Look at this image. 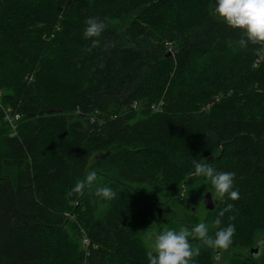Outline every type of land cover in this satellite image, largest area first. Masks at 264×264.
Segmentation results:
<instances>
[{"label": "trees", "instance_id": "1", "mask_svg": "<svg viewBox=\"0 0 264 264\" xmlns=\"http://www.w3.org/2000/svg\"><path fill=\"white\" fill-rule=\"evenodd\" d=\"M89 18L105 25L96 47ZM242 38L214 0H0V92L22 116L14 138L0 116V264H148L142 188L178 195L194 160L235 173L240 195L209 210L231 205L232 245L192 264L238 246L264 264V248L251 254L264 243V48ZM92 171L117 193L101 217L95 194L68 195Z\"/></svg>", "mask_w": 264, "mask_h": 264}, {"label": "clouds", "instance_id": "2", "mask_svg": "<svg viewBox=\"0 0 264 264\" xmlns=\"http://www.w3.org/2000/svg\"><path fill=\"white\" fill-rule=\"evenodd\" d=\"M214 14L217 15L228 27L241 30L245 38L239 40V46L246 48L249 43L258 44L264 48V0H214ZM105 25L95 18H89L84 30L85 39L92 42V47L98 44V38L104 31ZM195 177L209 181L215 189L212 193L213 200H224L225 197L232 201L239 199V190L234 189L235 173L219 172L213 167L193 161ZM96 172H89L84 180L78 181L68 193L69 196L82 195L85 190L96 181ZM95 196L112 201L117 193L111 187H97ZM231 210V205L218 213L212 226L218 230L214 237L209 235V225L204 222L205 217H200V222L191 231L186 227L179 230L169 229L149 232L147 239L150 241L146 252L148 264H192L194 256L199 255V248L194 249L189 238L198 239L205 246L215 249L227 250L233 243L236 228L234 224L221 227V219L225 212Z\"/></svg>", "mask_w": 264, "mask_h": 264}, {"label": "rangeland", "instance_id": "3", "mask_svg": "<svg viewBox=\"0 0 264 264\" xmlns=\"http://www.w3.org/2000/svg\"><path fill=\"white\" fill-rule=\"evenodd\" d=\"M189 6V4H188ZM175 12V9L173 10ZM198 177H195L193 175L190 176L189 183L186 185H183L182 187L184 190H181L179 192V196L176 194L166 193L162 187V189H159L155 192V189L151 188L148 185H144L142 188L145 190L146 197H149V200H151V203L155 205L154 215L149 218V223L147 227L145 228V231L143 233V242L145 246L148 248L150 241L147 239L148 233L153 231H162V230H179L180 227H186L189 231L192 230V228L200 222V217L204 216L205 221L209 225V235L212 234L214 236V231L217 228H214L212 226L214 222L213 215L209 214L210 211L207 209L205 205V196L210 193H214L215 189L210 185V182L206 180V184L200 183L198 181ZM159 181V179H158ZM101 181L98 179V175L96 176V181L89 186L86 189V194L90 198L93 197V194H95V190L97 187L101 186ZM205 185V186H204ZM134 186V185H133ZM135 188L139 189L138 185H135ZM160 191V192H159ZM164 191V192H163ZM166 193V195H165ZM91 199V198H90ZM213 200V197H212ZM221 200H213V203L215 207H217L218 203ZM110 201H104L101 199L99 206L97 207V214L99 217L103 216L105 213H107L108 206ZM217 205V206H216ZM193 223V224H190ZM190 224V225H188ZM189 226V227H188ZM88 238L87 233L85 231H82V248L84 249L86 256L88 257L89 254V248L91 246L90 239L89 245L85 244L84 239ZM189 241L192 243V247L194 249L199 248L200 252H202L203 248L205 247L202 242H200L198 239L189 238ZM249 249L246 247H236L232 248L228 251L227 257L225 255H221L217 261L214 262V264H230V260L237 259V258H243V260L251 263V264H257L251 261L249 255H246V252ZM249 258V259H248Z\"/></svg>", "mask_w": 264, "mask_h": 264}, {"label": "built area", "instance_id": "4", "mask_svg": "<svg viewBox=\"0 0 264 264\" xmlns=\"http://www.w3.org/2000/svg\"><path fill=\"white\" fill-rule=\"evenodd\" d=\"M259 63V62H258ZM3 100V93L0 92V116L3 117L4 122L10 127L11 129V137L18 136V128L19 123L22 120V116L14 111L10 107H6L5 104L2 102ZM85 244L89 245L88 238L84 239Z\"/></svg>", "mask_w": 264, "mask_h": 264}, {"label": "water", "instance_id": "5", "mask_svg": "<svg viewBox=\"0 0 264 264\" xmlns=\"http://www.w3.org/2000/svg\"><path fill=\"white\" fill-rule=\"evenodd\" d=\"M171 55H172V53H169L168 56H171ZM205 205H206L207 209L210 211H213L215 209V205H214L213 200H212V195L210 193H208L205 196ZM263 248H264V243H260L256 248H253L251 250L252 256L254 258H259V256L262 253Z\"/></svg>", "mask_w": 264, "mask_h": 264}]
</instances>
